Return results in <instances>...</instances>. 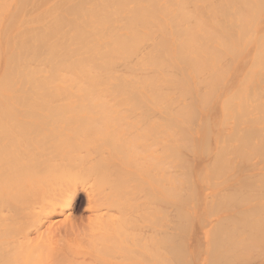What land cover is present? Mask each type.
I'll use <instances>...</instances> for the list:
<instances>
[{"label": "bare ground", "instance_id": "1", "mask_svg": "<svg viewBox=\"0 0 264 264\" xmlns=\"http://www.w3.org/2000/svg\"><path fill=\"white\" fill-rule=\"evenodd\" d=\"M128 118H131L130 122ZM134 138L138 145L154 152V161L157 160L155 163L160 166V173L157 172L158 208L175 201V194L180 198L191 194L190 197L197 198L194 194L197 180L189 176L190 170L185 171L189 174L185 177L169 172L170 166L182 160L185 164L189 159L201 165L197 159L203 155L215 156L216 161L224 155L225 159L240 166L244 155L251 150L263 154L264 165V0H0V264H110L111 256L117 253L119 256L112 258L119 260L125 252L120 249L124 246L120 244L123 235L120 238L116 234L121 232L123 217L121 214L116 216L114 211L112 184H115L111 176L114 169H117L115 174H119L123 168L124 162L118 158L122 156L121 152L126 153L125 150L134 146ZM256 158L259 161L260 158ZM208 161L203 164H211V160ZM212 165L215 167L211 164L207 170L210 169L213 176L209 174L206 179L202 176L206 188L210 189L214 182L219 185L222 180L216 178L219 176L216 175L218 164L215 172ZM134 166L132 168L136 169ZM186 166L190 169L188 164ZM224 166L221 163L219 167L224 169ZM132 171L121 169L123 180L127 178L129 184L133 183L129 177ZM195 173L201 175L198 170ZM258 177L256 180H261ZM126 183L123 182L125 188ZM142 183L139 185H145ZM132 185L129 188H133ZM233 186H227L230 189L226 191L222 187L221 197L227 196L228 190L232 189V195L244 196L241 187L236 186L238 191L235 187V192ZM147 189L151 192V188ZM152 189L154 193L151 194L155 195L153 186ZM219 190L222 191L219 188L216 193ZM80 192L85 196L87 214L78 229L71 213ZM249 193L245 199L252 195ZM206 196L212 197L213 200L208 198L211 202L217 200L212 194ZM172 197L174 200L170 199ZM185 204L188 205L186 201ZM232 205L218 209L228 210ZM177 206L181 212L184 210L181 203ZM206 206L213 209L207 202L204 205L206 212ZM168 207L170 211L173 209ZM242 210L237 215L239 218L235 215L237 225L233 224V213L220 216L221 221L217 219L218 222L211 224L215 229V223L220 226V222L225 223L224 218L226 222L229 218L234 226H231L232 230L239 229L240 233L244 222L247 225L251 222L248 216L252 218L255 214ZM185 211L182 213L188 215ZM204 211L202 215H205ZM240 214H243L242 218ZM244 216L250 219L249 222L243 221ZM168 221L161 224L164 226ZM211 224L206 228L213 229ZM226 226L224 229L231 232L230 225L228 230ZM132 229L136 232V228ZM253 229L258 231L259 228ZM215 232L216 237L210 241L213 245L220 236ZM209 233L212 237L210 230ZM232 233L229 234L234 236L235 242L243 241L245 236L242 240L239 237L238 241L236 238L241 234ZM112 237L118 242V247L112 246L115 250L110 248ZM241 242L236 246L233 243L236 251ZM185 245L179 247L184 249ZM205 246L209 247L206 242ZM136 248L141 249L138 245ZM211 249V253L218 251ZM240 249L239 254L235 252L241 256L239 260L243 257ZM260 251L263 255L264 251ZM207 252L214 260L221 257L216 254L214 258L213 253ZM256 257L260 256L252 255L251 261ZM218 258L217 261H221ZM127 259H120L123 260L121 264L130 263ZM241 260L244 262L245 258ZM241 260L236 261L241 263Z\"/></svg>", "mask_w": 264, "mask_h": 264}, {"label": "rangeland", "instance_id": "2", "mask_svg": "<svg viewBox=\"0 0 264 264\" xmlns=\"http://www.w3.org/2000/svg\"><path fill=\"white\" fill-rule=\"evenodd\" d=\"M219 84V83H218ZM131 118H128L127 120H129V122L131 121L130 120ZM133 119V118H132ZM128 122V123H129ZM136 138V137H135ZM135 138L134 139H132V141L133 140H135ZM137 139V138H136ZM136 141V140H135ZM135 144H136V146H135ZM132 145H134V146H130V148L129 149H127V150H125V152L126 153H120V156L123 158H118L119 157V155H118V161H122L121 163H123V164H126V165H129V163H130V165H131V167H129V166H126V165H123V164H121L122 165V167L124 168V170L125 169H128L129 171H131V170H133L132 172V174H130V181H133V183L132 184H136L135 185V189H134V185H132V184H129V181H127L126 179H125V177H126V174H124L125 176H124V179H125V181L123 180V173H121V169L123 170V168H119L120 169V171L118 172L119 174H115V171L117 172V169H114V174L111 176V179H112V182L115 184V185H113L112 184V186H113V192L115 193H113L114 194V196H112V198H113V203H115L114 205H115V209H114V211L116 212L115 214H117L116 216H119L120 214V216L121 217H123V218H121V220H122V226H124L123 228H122V226H121V232L120 233H117L116 235H119V237L121 236V235H123V236H121L120 238L122 239L121 241L122 242H120V244H121V246L122 245H124V246H122V248H120L121 250L123 249V251L122 252H125L124 254H122L121 256L122 257H120V258H118L119 260H113V256H117V254L116 255H113V254H115V253H111V255H113V256H111V258H110V256H109V258H110V264H121V263H123V260H120V259H127V255H129V257L131 256V258H129L128 257V259L127 260H130V263H127V264H141L142 262V264H152V262L154 261H156L155 262V264H157V263H159V264H163V263H166L167 264V262H168V264H171V263H173V264H214L216 261H217V258H218V256L216 255V254H218L219 256H221V257H219L218 259H220L221 261H217V263L218 264H235V262H237V264L239 263V264H247V263H250V264H263L264 263V254L262 255V252L260 251L261 249L264 251V243H262V242H264V240H261V239H264L263 237H264V203H262V201H264V179H262V177L264 178V174H262V173H264V165H263V162H262V159H263V157H261L263 154H261L260 152L259 153H255V152H252L251 150H248L247 151V153L244 155L245 157H244V160H243V162L241 163V165L240 166H237V165H235V164H233L232 162H230V160L228 159L227 160V158L225 159L223 156L224 155H220L219 157H217V161H216V157L215 156H213L212 158H211V155L210 156H202V157H200V159H197V161H200V163H201V165H198V163L196 164L194 161H192V160H190L189 161V159H188V163H186L185 164V162L182 160V161H180L179 162V164H174V166L172 167V166H170L169 168H170V170H169V172L171 173L172 172V174L175 172V174L177 175V176H179V177H185V174H188L189 176H194V178L197 180V183H195V192H194V194L195 195H197V198L196 197H190L191 195H189V197L187 196H183L182 195V197L184 198V199H186V200H184L182 197L180 198L179 196H178V194H175V201H176V199L181 203V205L183 206V208H182V206H181V208L182 209H184V210H187V212L185 211V213H188V215H184L182 212H184V210L181 212V209L179 210L178 208L180 207V206H177V205H180V203H177V201L175 202V201H172V202H175L174 204L171 202V204H172V206H171V204H169L168 203V206L170 205V207H171V209L173 210H171L170 211V208L168 207V206H166L167 205V202H166V205H165V207H161V208H158V207H160V202H159V199H158V191H157V189H158V182H159V174L158 173H160V166H159V164L158 163H155V162H157V160H155L154 161V159H156L155 157H153L154 156V152H152L151 151V153H150V151L148 150V149H145L146 147H142V146H140V145H138V143L137 142H134L133 141V143H132ZM138 146V147H137ZM134 147V148H133ZM137 147V148H136ZM141 150H140V149ZM137 151V152H139L140 153V155H139V153H137L135 150ZM144 149L147 151V152H149L148 154H147V152L145 151L144 153L146 154V156L144 157L145 159H143V156L145 155H143V151H144ZM131 150V151H130ZM119 153V152H118ZM117 153V154H118ZM124 154V155H123ZM152 154H153V156H152ZM259 154V155H258ZM136 157H135V156ZM151 155V156H150ZM226 155V154H225ZM258 156V158H260L261 159V161H260V159H259V161H258V159L256 158ZM260 156V157H259ZM142 157V158H141ZM150 157H152L151 159H150ZM199 157V156H198ZM210 159H209V158ZM220 157H222V160H219L220 159ZM129 158V159H128ZM140 160H139V159ZM190 158V157H189ZM205 158V159H204ZM134 159V160H133ZM138 159V160H137ZM141 160H143V162L144 163H142V161ZM144 160H146V162L144 161ZM208 160H211L210 162H211V164H214L215 165V167H216V165L218 164V166L216 167L217 168V171H218V173H217V171H216V169H215V167H214V169H213V171L215 172L216 171V175L218 174L219 176L218 177H216V175L214 174V176L216 177V178H218L219 180L220 179H222L221 181H222V184H221V181L220 182H218L219 183V185H220V187H219V185H216L217 184V182L215 183H213L212 184V186L213 187H211V189L210 188H206V186H205V184H204V181H203V178L204 177H202V176H206L205 177V179L206 178H209V174L211 175V176H213L212 175V173H209L210 171L209 170H207L208 168H207V166L210 168V166L209 165H211V164H209V165H205V163L203 164V162H209ZM222 163V166H224V164L226 165L227 164V166H224L225 168L224 169H226V170H224L223 169V167H219L220 165H221V163H219V161ZM115 161H117L116 160V158H115ZM140 161V162H139ZM186 161V160H185ZM223 161V162H222ZM253 161V162H252ZM257 161V164L255 163ZM133 162V163H132ZM183 164H182V163ZM216 162H218V163H216ZM116 163V162H115ZM138 163L141 165H138ZM149 163V164H148ZM249 163V164H248ZM250 163H251V166H250ZM135 164V166L134 167H136V169H137V171H135L134 172V170H136V169H134V168H132L133 167V165ZM142 164H144V166L146 167H144V166H142ZM151 164V165H150ZM154 164V165H153ZM185 164V166H182V165H184ZM188 164V166H189V168L190 169H188V167L186 166ZM254 164V165H253ZM256 164V165H255ZM262 166V167H260V165ZM116 165V164H115ZM148 165L149 166H151L150 168L148 167ZM156 165H158L157 167L158 168H156ZM175 165H176V167H175ZM181 166V168H180V166ZM116 166H118V165H116ZM115 166V167H116ZM153 166V167H152ZM200 166H202L201 167V169H199L200 168ZM241 166H242V168H241ZM249 166V167H248ZM126 167H128V168H126ZM144 167V168H143ZM174 167H175V169H174ZM179 168V169H176V168ZM187 168V169H184V168ZM197 167H199V168H197ZM252 167V168H251ZM256 168V169H254V168ZM143 168V169H142ZM155 168H156V170H155ZM230 168V169H229ZM239 168H241V169H239ZM250 170H249V169ZM142 169V170H141ZM146 169H148V170H146ZM182 169H184V170H182ZM220 169H223V170H220ZM138 170H139V172H140V174H139V172H138ZM146 170V171H145ZM175 170V171H174ZM190 170V172H188ZM198 170V172H200V176H197L196 175V171ZM200 170V171H199ZM230 170V171H229ZM241 170V171H240ZM149 173H148V172ZM180 171V172H179ZM183 171H184V173H183ZM185 171H187V172H185ZM222 171H224V172H222ZM232 171H233V173H232ZM239 171V172H238ZM249 171V174L247 173ZM257 171H259V172H257ZM144 172V173H143ZM145 172H147V173H145ZM158 172V173H157ZM230 172V173H229ZM239 173V177H238V173ZM241 172H242V174H241ZM257 172V173H256ZM126 173H127V171H126ZM130 173V172H129ZM137 174V176H136V174ZM141 173H142V175H141ZM205 173H207V175H204ZM229 173V174H228ZM232 173V174H231ZM234 173H236V174H234ZM254 173H256L257 175H260V174H262V176H259V177H261L260 179L261 180H256V177H258L257 175H255ZM135 174V175H134ZM153 174V175H152ZM178 174H180V175H178ZM228 174V175H227ZM241 174V175H240ZM114 175H117V177H115ZM122 175V176H121ZM145 175H147V177L145 176ZM155 175V176H154ZM174 175V174H173ZM188 175H186L187 177H188ZM118 176H119V178H121V179H119L118 178ZM131 176H134V179H131V178H133V177H131ZM221 176V177H220ZM241 176V177H240ZM113 177V178H112ZM128 177V178H129ZM139 177H141L142 179H145V181L144 180H142L141 178H139ZM197 177H199V178H197ZM223 177V178H222ZM233 177V178H232ZM259 177L257 178V179H259ZM151 178V179H150ZM190 178V177H189ZM213 178V180H214V177H212ZM211 178V179H212ZM236 178H237V180H239L238 182H236ZM239 178V179H238ZM114 179V180H113ZM149 179L151 180V182L149 181ZM157 179V180H156ZM199 179V180H198ZM116 180V181H115ZM121 181V180H123V181H121L120 183H119V181ZM140 180V181H139ZM218 180V181H219ZM135 181V182H134ZM241 181V182H240ZM116 182V183H115ZM123 182L124 183H126V182H128V183H126V185H128V186H126V188H125V184H123ZM143 182V183H145V185H139V184H141V183ZM155 184H154V183ZM258 182H260L259 184H258ZM142 183V184H143ZM147 183V184H146ZM203 183V184H202ZM232 183H235V184H232ZM117 184H118V186H117ZM216 186H215V185ZM226 184V185H225ZM231 186H230V185ZM236 184H238V185H236ZM242 184V185H241ZM244 184V185H243ZM255 184H257L256 186H255ZM263 184V185H262ZM122 185H124V186H122ZM133 186V188L131 187V188H129L130 186ZM233 185H236L237 187H241L240 189H241V191H242V193H244V196L246 195V193H248L249 191H250V193H252V195H248V197L245 199V197L244 196H242V195H237V194H235V195H232L233 194V189L231 190L232 191V194H231V191H229L228 190V193L229 194H227V196H225L224 195V193H225V191H226V189L228 188V187H232ZM247 185V186H246ZM259 185V186H258ZM260 185H262L261 187H260ZM141 186V187H140ZM152 186H153V188L156 190L155 191V195L154 194H151V192H153L154 193V190L152 189ZM226 186V187H225ZM228 186V187H227ZM236 186H233L234 187V190H235V187ZM255 186V188L256 187H258V189L256 188H254L253 189V187ZM122 187V188H121ZM129 189H131V190H129ZM144 187L146 188V189H144ZM222 187H224V193H223V195H224V197L222 198L221 197V195H222V192H223V188ZM237 187H236V190H237ZM246 187V188H245ZM125 188V190H128V193H126L125 192V190H123ZM141 188L142 189H144V190H146V191H142L141 190ZM147 188H151V192H150V189H147ZM216 188V189H215ZM222 189V191L220 192V190H219V192H220V194H219V192L218 193H216L217 191H218V189ZM134 191H133V190ZM228 189H230V188H228ZM239 189V188H238ZM211 190V191H210ZM236 190H235V192H236ZM244 190H249V191H244ZM252 190H254V194H253V191ZM257 190V191H256ZM136 191V192H135ZM140 191H141V193H140ZM238 191V190H237ZM244 191V192H243ZM125 192V193H124ZM135 192V193H134ZM138 192L140 193L139 195H143L142 197H139V195H138ZM146 192H148V194H146ZM206 192V195H209V194H212L217 200L215 201H210V200H213L212 199V197L210 196H206L204 193ZM240 192V191H239ZM246 192V193H245ZM255 192H257V194L255 193ZM145 193V194H144ZM217 195H216V194ZM241 193V192H240ZM249 193V194H250ZM262 193H263V195H262ZM149 194L152 196H149ZM218 194L220 195V197L218 196ZM205 195V196H204ZM234 196V197H231V196ZM236 195H237V197H236ZM127 196V197H126ZM134 198H133V197ZM146 196V197H145ZM149 196V197H148ZM231 198H230V197ZM244 197V198H242V197ZM255 196H256V198H255ZM261 196V197H260ZM228 197V198H227ZM118 198H119V200H118ZM140 198H141V200H142V202L140 201ZM147 198V199H146ZM152 198V199H151ZM190 198V199H189ZM208 198H211L210 200L208 199ZM230 198V199H229ZM234 198V200L233 201H231L232 199ZM238 198V199H237ZM129 199H131V200H129ZM145 199L147 200V201H145ZM149 199V200H148ZM154 199V200H153ZM170 199H172V200H174V198L172 197V198H170ZM193 200V202H192V200ZM229 199V200H228ZM242 199H243V205H242ZM244 199H245V201H244ZM115 200V201H114ZM133 200H134V203H133ZM224 200H226V201H224ZM239 200V201H238ZM249 202H247V201ZM260 200H262V201H260ZM137 201V202H136ZM156 202V205H155V202ZM169 201V200H168ZM171 201V200H170ZM185 201H186V203H188V205L187 204H185ZM194 201L196 202V201H199V203L197 204V202L193 205V203H194ZM204 201H206V204H204L205 202ZM230 201V202H229ZM254 201V202H253ZM140 202H141V204H143V205H141L140 204ZM145 202H147V203H145ZM152 202L154 203V204H152ZM207 202L210 204V205H212L211 207H209V208H213V209H215L214 210V213H213V209H208V207L206 206V208L208 209V211L206 212V211H204V209H205V207H204V205H207ZM214 202V203H213ZM215 202L217 203V204H215ZM218 202H219V205H218ZM227 204H226V203ZM239 202V203H238ZM244 202H245V204H244ZM177 203V205H175ZM225 203V204H224ZM230 203L232 204L233 203V207H231V206H229V207H231V208H228V210L226 209V210H220L221 209V207H222V209L224 208L223 207V205H225V207H227L226 205H230ZM147 204V205H146ZM150 204V205H149ZM159 206H158V205ZM214 204V205H213ZM222 204V205H221ZM255 204V205H254ZM191 205H193L192 207H191ZM218 205V206H217ZM221 205V206H220ZM249 205H251V207L249 206ZM257 205V206H256ZM85 206H86V203H85V196H84V194H83V192H80L79 193V195H78V197L76 198V201H75V203H74V205H73V211H72V213H71V216L73 217V219H74V221L76 222V224H77V228L78 229H80L79 227H80V225H81V222L83 221V219L85 218V216H86V214H87V212H86V210L84 209L85 208ZM177 206V207H176ZM195 206V207H194ZM217 206V207H216ZM220 206V207H219ZM254 206V207H253ZM137 207L140 209V207H141V209L140 210H142V211H140V210H138L137 209ZM143 207H145L144 209H143ZM155 208V209H150V208ZM175 207V208H174ZM218 207L220 208V209H218ZM236 207V208H235ZM250 208V209H247V208ZM253 207V208H252ZM129 208V209H128ZM169 208V209H168ZM241 208H243V210H244V212H246L245 210H247V212H255V214L253 213L251 216H252V218L250 217V216H244L245 217V219H243V221L244 220H247L248 222H249V220L251 221V222H249L248 223V225L247 224H245V223H247L246 221L244 222V224L242 225V231L241 232H243V233H239V229L237 228L238 226H236V228L238 229V231L236 230H232L233 228H231V226L232 227H234L233 226V224L235 225H237L238 223L237 222H235L234 220L238 217L237 215H239V212H241ZM245 208V209H244ZM126 209H127V211H126ZM132 209V210H131ZM149 209H150V211H149ZM158 209V210H157ZM162 210V212H167L166 213V215H167V217H166V215H164L165 213H162V212H160L159 210ZM204 211V214L205 215H202V210ZM229 209H231V210H229ZM238 209H241L240 211H238ZM117 210V211H116ZM118 210H120L121 211V213H119L118 212ZM137 210V211H136ZM206 210V209H205ZM220 210V211H219ZM242 210V211H243ZM114 211H112V212H114ZM135 211H136V213H135ZM139 211V212H138ZM147 211H149L150 213H148ZM170 211V212H169ZM175 211V212H174ZM201 211V212H200ZM217 211H219V212H217ZM128 212H130V214L128 213ZM142 212V213H141ZM145 212V213H144ZM153 212H158L157 213V215H152V214H155V213H153ZM178 212H180V213H178ZM209 212V213H208ZM215 212H217L216 214H215ZM243 212V213H244ZM137 213H138V215H137ZM140 213V214H139ZM146 213H148V214H146ZM163 214V215H159V214ZM177 213V214H176ZM206 213L208 214V216H206ZM231 213H233L234 215V217L232 218L233 219V221L235 222V223H233V221H232V219L230 218V220L232 221V223L233 224H231V222L229 221V218L227 219L228 221H229V223H228V221L226 222L225 221V218L222 220V221H224L225 223L223 224V222H220L221 224H220V226L217 224V223H215L216 222V220L218 219L219 221H221L218 217H220V216H228L227 214H231ZM242 213V212H241ZM143 214H144V217H143ZM169 214V215H168ZM178 214H179V216H178ZM210 214V215H209ZM211 214H212V216H211ZM248 214V213H247ZM126 215V216H125ZM151 215V216H150ZM201 215V216H200ZM214 215H215V217H214ZM235 215L237 216V217H235ZM241 215V214H240ZM245 215V214H244ZM254 215V216H253ZM133 216H136V218H134ZM139 216H141V217H139ZM146 216V217H145ZM153 216H155V217H153ZM158 216V217H157ZM162 216V217H161ZM169 216V217H168ZM171 216H174V217H171ZM175 216H177V218L175 217ZM232 216V215H231ZM125 217V218H124ZM127 217V218H126ZM133 217V218H132ZM153 217V218H152ZM160 217V218H159ZM181 217V218H180ZM183 217H185L184 219H183ZM192 217V218H191ZM202 217V218H201ZM241 218L243 217V214L240 216ZM247 217V218H246ZM142 218V219H141ZM144 218H145V220H144ZM162 218H164V219H162ZM167 218V219H166ZM173 218H175V219H173ZM210 218V219H209ZM227 218V217H226ZM239 218V217H238ZM238 218L236 219L237 221H238ZM241 218L239 219V220H241ZM124 219H126L125 221H124ZM134 221H132V220ZM156 219V220H155ZM163 220L164 222H167L168 221V219L170 220H172L173 219V221L171 222V220H170V226L168 225L169 224V221H168V223L166 224V223H164V226L167 228V227H169V228H165L161 223L163 222V221H161V220ZM178 219V220H177ZM186 219H188L189 220V222L186 220ZM208 219H209V221H208ZM137 220H139V221H137ZM151 220V221H150ZM199 220H200V222H199ZM218 220H217V222H218ZM252 220H254L253 222H252ZM261 220H263V221H261ZM136 221V222H135ZM149 221V223L147 224V222ZM178 221H180V222H178ZM183 221V222H182ZM185 221V222H184ZM190 221H191V223H190ZM212 221H215L214 223V225H216L215 226V229H214V227H213V224H211V222ZM242 221V220H241ZM130 222V223H129ZM140 222V223H139ZM143 222H145V223H142ZM174 222H175V225H173L174 224ZM259 222H263L261 225L259 224ZM153 223V224H152ZM158 223V224H157ZM179 223V224H178ZM180 223H182V224H180ZM190 225H189V224ZM203 223H205V226H202L203 225ZM141 224V225H140ZM161 226H160V225ZM184 224V225H183ZM186 224V225H185ZM187 224L189 225V227H187L186 228V231H185V233H184V228L187 226ZM211 224V226L213 227V229L212 228H206L208 225H210ZM225 224H227V226L225 225ZM250 224V225H249ZM131 225H133V226H131ZM152 225V226H151ZM153 225H155V226H153ZM159 227V228H157V226ZM174 227H173V226ZM224 225V226H223ZM230 225V226H229ZM241 225V224H240ZM127 226V227H126ZM210 226V227H211ZM225 226L227 227V230L229 229V227L231 228V232H229V233H232V232H234V233H232L233 235H239V234H241V235H239V236H237V238L236 239H238L239 237L241 238V240H242V236H245L244 238H243V241L241 242V241H239V239H238V241L239 242H235V239H234V236H231L229 233H228V231L230 230H228V231H226L225 229ZM229 226V227H228ZM248 228H250V229H247V227ZM251 226V227H250ZM256 226H257V229H258V231L257 230H252V228H255L256 229ZM259 226V227H258ZM136 228V232H135V229L133 230L132 228ZM140 227H141V229H140ZM148 227V228H147ZM160 227H162L161 229H160ZM171 227V228H170ZM173 227V228H172ZM205 227V228H204ZM209 227V226H208ZM216 227H218V228H216ZM221 227H223V228H221ZM240 227V226H239ZM243 227H244V230H245V232H244V230H243ZM129 228V229H128ZM164 228V229H163ZM177 230H176V229ZM225 228V229H224ZM131 229V230H130ZM144 229V230H143ZM149 229V230H148ZM170 229V230H169ZM172 229H174V230H172ZM182 229H183V232H182ZM206 229H207V231H206ZM221 229V230H220ZM263 230L262 232H260V230ZM137 230H140V231H138L137 232ZM146 230V231H145ZM158 230V231H157ZM166 230V231H165ZM179 230H180V235H179ZM204 230H205V232H204ZM209 230L211 231V234L213 235L212 237L210 236V235H208V234H210L209 233ZM212 230H214L213 231V233H212ZM249 230V231H248ZM252 230V231H251ZM124 231V232H123ZM150 231H154L155 232V234H154V232L152 233V232H150ZM164 231V232H163ZM169 231V232H168ZM189 231V232H188ZM218 233H216V232ZM124 234H123V233ZM131 232H132V234H131ZM135 232V235L132 237V235H133V233ZM144 232V233H143ZM174 232V233H173ZM176 232V233H175ZM178 232V233H177ZM214 232H215V234H217V236L218 235H220V236H218L217 237V239H216V244H218V246H219V248H221V247H223L222 249H223V251H221V250H218L219 248H217L216 249V244L215 245H213V243L212 242H210V241H212V238L214 237H216L215 235H214ZM236 232H238V234L236 233ZM251 232H253L254 234L255 233H261L262 234V237H261V234L260 235H258L257 236V234H255L256 235V238H255V236H254V234L253 233H251ZM138 233V234H137ZM143 233V234H142ZM146 233V234H145ZM151 233H152V235H151ZM158 233V234H157ZM166 233V234H165ZM183 233V234H182ZM144 234H145V236H144ZM150 235V237H149V235ZM182 234V235H181ZM187 236H186V235ZM204 234H205V236H204ZM253 234V235H252ZM139 235V236H138ZM140 235H141V237H140ZM156 235H158V236H156ZM161 235H165V236H161ZM176 235V236H175ZM179 237H178V236ZM185 235V236H184ZM249 235V236H248ZM138 236V237H137ZM170 236H172V237H170ZM182 236V237H181ZM254 236V237H253ZM113 237H116L115 235H113ZM112 237V242H111V247L110 248H113V249H111V250H115L114 249V247L116 246V247H118L117 246V243H116V238H115V240H114V238ZM126 237V238H125ZM132 239H131V238ZM136 237V238H135ZM148 237H149V239H148ZM162 237V238H161ZM165 237H167L166 239H164ZM170 237V238H169ZM174 237V238H173ZM180 237H181V239H180ZM184 237H186V238H184ZM209 237H210V239L211 240H209ZM221 237V238H220ZM232 237H233V239H234V241H232L233 239H232ZM250 237V238H249ZM124 238V239H123ZM145 238V239H144ZM161 240H160V239ZM179 238V239H178ZM183 238V239H182ZM220 238V239H219ZM258 238V239H257ZM132 241H131V240ZM157 239H159V240H157ZM222 239H223V241H222ZM249 239H250V241H249ZM114 240V241H113ZM128 241V242H126V241ZM136 240V241H135ZM141 240H144L143 242L141 241ZM163 240V242H161ZM173 242H172V241ZM186 240V241H185ZM205 240V241H204ZM253 240V241H252ZM138 241V242H137ZM148 241V242H147ZM155 241V242H154ZM167 241H169L170 243H171V245L169 244V242H167ZM178 241V242H177ZM259 241H262L261 243L262 244H260V242ZM123 242H126V243H128L129 244V246L130 247H128V245L126 246L125 244H122ZM140 242V243H139ZM167 242V243H166ZM183 244H182V243ZM205 242L207 243V245H209V247L208 246H205ZM210 242V243H209ZM214 242V241H213ZM221 242V243H220ZM223 242V243H222ZM241 242V246L242 245H244L245 243V245H247L248 244V246H245L244 245V247H241L240 246V248H242V250L239 248V247H237L238 249H237V251H236V249H234V247L238 244L239 245V243ZM243 242H245V243H243ZM248 242H250V243H248ZM252 242H254L253 244H252ZM258 242H259V244H258ZM113 243V244H112ZM130 243H132V244H130ZM137 243H139V244H137ZM151 245H150V244ZM173 243V244H172ZM212 243V244H211ZM235 244V246H234V244ZM147 244V245H146ZM154 244V245H153ZM165 244L167 245V246H165ZM186 244V245H185ZM220 244V245H219ZM137 245H138V247H140L141 249L139 250V248H136L137 247ZM142 245H143V248H142ZM170 245V246H169ZM182 245H185V248L183 249V248H180L179 246H181L182 247ZM210 245H212V246H210ZM223 245V246H222ZM252 245V246H251ZM112 246H114V247H112ZM120 246V247H121ZM136 246V247H135ZM173 246V247H172ZM214 246V247H213ZM217 246V247H218ZM126 247V248H125ZM153 247H155L154 249H153ZM184 247V246H183ZM200 247V248H199ZM214 248V250L216 249V250H218V251H216L215 253H214V251L212 252L213 253V255H211L212 253L210 252V251H212V249L211 248ZM258 247H259V249L260 250H258ZM125 248V249H124ZM148 248H150V249H148ZM164 248V249H163ZM180 248V249H179ZM208 248H210V250L208 249ZM236 248V247H235ZM249 248V249H248ZM251 248V249H250ZM119 249V250H120ZM130 249H131V251H130ZM166 249H168V250H166ZM179 249V250H178ZM239 249L242 251V254H243V257L242 258H245V261L243 262L241 259L242 258H240V260H241V263L240 262H238V261H240L239 260V257H241L240 255H238L239 253H238V251H239ZM246 249H248V255L250 254L251 256L252 255H258V256H262L261 258L260 257H256V258H253L252 259V261H251V259H250V255H249V257H248V255L246 254ZM111 250H110V252H111ZM119 250H116L117 252L119 251ZM121 250H120V253H121ZM145 250H146V253H145ZM148 250V251H147ZM205 250V251H204ZM249 250H252L253 252H254V250H255V252L253 253L252 251H251V253H250V251ZM115 251V252H116ZM130 251V252H129ZM133 251V252H132ZM136 251H140L139 253L138 252H136ZM152 251V252H151ZM156 251V252H155ZM170 251V252H169ZM178 251V252H177ZM184 251V252H183ZM207 251H209V253H211L210 255L211 256H213L214 258H216V256H217V258L214 260V259H212V257H210L209 256V254H208V252ZM219 251L220 252H222L223 253V255H220L221 253H219ZM224 251H225V255H224ZM246 251V252H245ZM114 252V251H113ZM128 252H129V254H128ZM135 252V253H134ZM144 252V253H143ZM158 252H159V254H158ZM161 252H162V254H161ZM205 252V253H204ZM207 252V253H206ZM218 252V253H217ZM235 252H237L238 254L236 255L235 254ZM240 252V251H239ZM127 253V254H126ZM141 253V254H140ZM184 253V254H183ZM186 253H188V254H186ZM228 253V254H227ZM256 253V254H255ZM140 254V255H139ZM153 254H154V256H153ZM181 254V255H180ZM186 254V255H185ZM215 254V255H214ZM227 254V255H226ZM126 255V256H125ZM137 255V256H136ZM138 255L140 256V257H142L143 259H144V261H142L143 259L141 258V260H140V258L138 257ZM143 255V256H142ZM144 255H145V257H144ZM156 255H157V258H155L156 257ZM165 255V256H164ZM171 255H172V257L174 258H172L171 257ZM195 255H197L196 257H195ZM209 256V258H208V256ZM118 256H119V254H118ZM134 256V257H133ZM136 256V257H135ZM186 256V257H185ZM225 256H226V258H225ZM238 256V257H237ZM147 257H148V259H147ZM153 257V258H152ZM190 258V260H189V258ZM228 257V258H227ZM253 257H255V256H253ZM116 258V257H115ZM136 258V259H135ZM139 260H138V259ZM156 260H155V259ZM161 258V259H160ZM172 259V260H170V259ZM196 258V259H195ZM208 258V259H207ZM238 259V261H236L237 259ZM154 259V260H153ZM212 259V261H210ZM227 259V260H226ZM228 259H229V261H228ZM133 260H134V262H133ZM146 260H148V261H146ZM153 260V261H152ZM163 260H164V262H163ZM213 260L215 261V262H213ZM244 260V259H243ZM172 261V262H171ZM191 261V262H190ZM210 261V262H209ZM127 262H129V261H127ZM153 262V263H154ZM182 262V263H181ZM208 262V263H207ZM222 262V263H221ZM124 264H126V262H124ZM216 264V263H215Z\"/></svg>", "mask_w": 264, "mask_h": 264}]
</instances>
